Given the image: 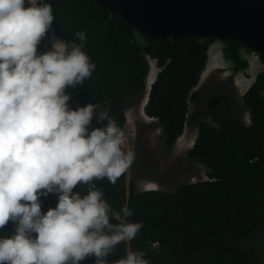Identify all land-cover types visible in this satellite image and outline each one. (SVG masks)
<instances>
[{
	"label": "trees",
	"instance_id": "obj_1",
	"mask_svg": "<svg viewBox=\"0 0 264 264\" xmlns=\"http://www.w3.org/2000/svg\"><path fill=\"white\" fill-rule=\"evenodd\" d=\"M57 37L70 45L79 43L96 64L83 85L68 88L72 108L99 102L122 130L127 123V101L143 96L150 64L160 71L151 84L145 105L147 116L157 119L164 148L175 147L184 134L190 111L189 98L206 70L215 37H154L138 30L120 9L101 0H48ZM223 54L234 71L249 67L236 39L224 41ZM38 50H46L42 39ZM251 123L233 120L221 126L199 123V133L189 157L207 169V179L181 184L172 190L147 189L128 198L127 173L115 184L107 178L95 181L114 211L125 205L132 211L129 222H140L136 237L121 242L107 258L109 264L127 251H143L150 264H264V70L243 96ZM106 121L93 119L91 127ZM74 191L86 193L78 185ZM42 210L58 203L57 194L41 197ZM9 222L0 233L14 230ZM81 264H95L88 257Z\"/></svg>",
	"mask_w": 264,
	"mask_h": 264
},
{
	"label": "clouds",
	"instance_id": "obj_2",
	"mask_svg": "<svg viewBox=\"0 0 264 264\" xmlns=\"http://www.w3.org/2000/svg\"><path fill=\"white\" fill-rule=\"evenodd\" d=\"M55 19L48 0H0V264H81L107 259L134 239L127 205L114 211L95 181L115 184L133 162L124 132L99 102L72 108L68 88L83 85L96 64L79 43L38 46ZM106 121L91 127L93 119ZM86 186V193L74 191ZM58 203L42 210L41 197ZM112 264H150L127 251Z\"/></svg>",
	"mask_w": 264,
	"mask_h": 264
},
{
	"label": "rangeland",
	"instance_id": "obj_3",
	"mask_svg": "<svg viewBox=\"0 0 264 264\" xmlns=\"http://www.w3.org/2000/svg\"><path fill=\"white\" fill-rule=\"evenodd\" d=\"M53 34L56 39H60L52 26L44 37L46 50L52 46ZM225 44L223 40L218 39L210 47L207 67L211 62L212 50L221 49L223 61L220 60V56L218 59L212 57V64L221 65L223 69L213 67L208 71L207 75L210 74L207 78L203 73L202 81L194 88L189 98L190 111L184 134L174 148L165 150L164 136L157 119L145 113L144 95L127 101V123L122 131L126 138L125 150H130L134 154L133 162L126 170L128 195L147 189L172 190L181 184L208 178L205 165L189 157L201 121H207L215 126L233 120L251 123L250 112L243 100L248 89L242 92L240 86L249 85V81L264 70V63L257 52L242 48L241 54L249 61V67L235 72L233 63L223 54ZM147 58L151 69L147 78L150 85L149 81L156 79L160 67L157 66L155 59L150 56Z\"/></svg>",
	"mask_w": 264,
	"mask_h": 264
},
{
	"label": "water",
	"instance_id": "obj_4",
	"mask_svg": "<svg viewBox=\"0 0 264 264\" xmlns=\"http://www.w3.org/2000/svg\"><path fill=\"white\" fill-rule=\"evenodd\" d=\"M101 1L120 9L138 30L154 37L189 34L236 39L257 52L264 63V0Z\"/></svg>",
	"mask_w": 264,
	"mask_h": 264
},
{
	"label": "bare ground",
	"instance_id": "obj_5",
	"mask_svg": "<svg viewBox=\"0 0 264 264\" xmlns=\"http://www.w3.org/2000/svg\"><path fill=\"white\" fill-rule=\"evenodd\" d=\"M218 56H220V60H221V58H222V56H221V49L220 50H212V56H211V62H210V64L208 65V67H206V71H205V75H207V73H208V71L210 70V69H212L213 68V64H212V57H214V59H218ZM223 61V60H222ZM150 64V63H149ZM157 64V63H156ZM251 65V64H250ZM254 65V64H253ZM158 66V65H157ZM217 67L219 68V70L220 69H223V68H221V65H217ZM151 70V69H150ZM157 77V76H156ZM254 79H255V77H253L250 81H249V85H247V86H240V88L243 90L242 92H244V91H246L248 88H249V86H250V84L254 81ZM155 80V78L152 80V81H149V83H150V85H151V83L153 82ZM205 80V79H204ZM239 80H241V79H239ZM201 81H202V78H201ZM200 81V82H201ZM204 82V81H203ZM150 85L147 83V89H146V92H145V94H144V97H143V103H144V109H145V105H146V101H147V99H148V93H149V90H150ZM248 91V90H247ZM191 127V126H190Z\"/></svg>",
	"mask_w": 264,
	"mask_h": 264
},
{
	"label": "crops",
	"instance_id": "obj_6",
	"mask_svg": "<svg viewBox=\"0 0 264 264\" xmlns=\"http://www.w3.org/2000/svg\"><path fill=\"white\" fill-rule=\"evenodd\" d=\"M212 45H214V42L211 44V46ZM222 59V58H221ZM223 60V59H222ZM251 64H252V62H251ZM213 67H217V65L215 64V63H213V65H212ZM217 69H219L218 67H217ZM206 71V70H205ZM204 74H205V72H204ZM210 74V73H209ZM209 74L208 75H205V77L207 78L208 76H209ZM203 76V75H202ZM204 77V78H205Z\"/></svg>",
	"mask_w": 264,
	"mask_h": 264
}]
</instances>
